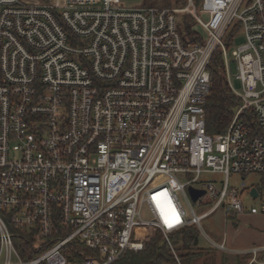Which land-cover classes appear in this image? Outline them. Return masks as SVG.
<instances>
[{"label":"built area","instance_id":"1","mask_svg":"<svg viewBox=\"0 0 264 264\" xmlns=\"http://www.w3.org/2000/svg\"><path fill=\"white\" fill-rule=\"evenodd\" d=\"M185 15L203 32L193 40ZM216 51L240 105L211 135L204 105ZM249 173H264V0H0V264H113L142 250L147 228L177 264L171 235L192 226L228 252L225 234L215 241L202 221L217 210L225 223L264 213V198L248 208L230 186L232 174ZM190 188L204 193L193 201ZM12 228L34 239L24 249L32 258ZM74 240L95 256L68 261ZM261 252L247 264H264Z\"/></svg>","mask_w":264,"mask_h":264},{"label":"trees","instance_id":"2","mask_svg":"<svg viewBox=\"0 0 264 264\" xmlns=\"http://www.w3.org/2000/svg\"><path fill=\"white\" fill-rule=\"evenodd\" d=\"M46 1V0H42ZM187 0H142L144 7L170 8L172 5L183 6ZM196 5L202 3V0H193ZM184 33L193 40L195 33L192 20L184 16ZM222 62L219 52H215L209 65L211 89L204 105L206 131L211 135H218L226 132L235 110L240 105L238 98L230 90L227 81L222 72ZM261 180L264 188V173ZM235 218V217H233ZM14 242L23 258L33 257V253H25L24 249L32 248L33 241L27 237V230L12 228ZM68 231H60L54 234L53 243L66 236ZM137 239L143 242V248L140 251H126L113 264H177L170 248L163 239L159 231L151 228L145 229L137 235ZM201 235L196 227H188L178 233L171 235L173 250L180 264H198L201 259L207 256L204 264H214L217 255L213 247L203 248L201 244ZM52 244V243H51ZM210 247V246H209ZM216 249V248H215ZM218 250V249H217ZM63 254L70 262L80 261L82 258H92L95 253L86 248L83 244L74 240L68 246L64 247ZM249 254L239 255L220 251L218 264H246L250 259ZM264 258V252L258 255V259Z\"/></svg>","mask_w":264,"mask_h":264},{"label":"rangeland","instance_id":"3","mask_svg":"<svg viewBox=\"0 0 264 264\" xmlns=\"http://www.w3.org/2000/svg\"><path fill=\"white\" fill-rule=\"evenodd\" d=\"M121 1L123 5L127 7H144L142 5V0H121ZM196 6L198 7L199 5ZM173 7L180 8L182 6L172 5L170 8ZM186 17L190 18L192 20L191 22L194 28L203 34L202 30L199 27L197 28L195 27L196 23L193 21V19L190 16H186ZM201 17L203 20H205L204 15ZM183 21L185 23L184 18ZM243 41L244 38L242 35L237 36V38L234 40L233 44L231 45L230 50L236 49L239 45L243 43ZM222 72L226 81H228L223 68H222ZM231 85L237 91L241 90L239 81L235 80L234 78L231 79ZM207 178L209 179V181L214 180L218 184L223 179V177L218 174H214V175L211 174L207 176ZM262 178H263L262 174H256V173H249L245 175L232 174L230 176V186L235 187L239 191L242 201L248 208L250 207L258 208L260 203L263 201L264 188L261 183ZM252 189L257 190V192L259 193L258 197L250 196V191ZM207 210L208 207L201 208L198 209V212L201 213ZM234 223H236L237 226H235ZM202 226L204 228L206 235L211 237L217 242H219L223 234H225L226 246L229 253L239 254V255H245V254L250 255L249 252L252 249L264 248V213H259L256 215H251L249 213H245L243 215H236L234 220H229L227 223H225V220L222 216V212L220 210H217L214 213H212L207 219L202 221ZM201 244L203 248H211L208 246L206 240L203 238L201 239ZM213 250L215 251L214 252L215 255H217L218 257L220 251L215 248H213ZM217 257L214 260V264H218ZM206 259L207 256L201 259L198 264H204ZM209 262L210 261H208V264H210ZM247 263L248 261L246 262V264Z\"/></svg>","mask_w":264,"mask_h":264},{"label":"water","instance_id":"4","mask_svg":"<svg viewBox=\"0 0 264 264\" xmlns=\"http://www.w3.org/2000/svg\"><path fill=\"white\" fill-rule=\"evenodd\" d=\"M189 192H190V195H191L193 201H196L204 193V191H202V190H195V189H192V188L189 189ZM250 195L252 197H257L258 196L257 190L256 189H252L250 191Z\"/></svg>","mask_w":264,"mask_h":264},{"label":"snow or ice","instance_id":"5","mask_svg":"<svg viewBox=\"0 0 264 264\" xmlns=\"http://www.w3.org/2000/svg\"><path fill=\"white\" fill-rule=\"evenodd\" d=\"M165 222H166V224H168V226L169 227H172L173 225H172V223L171 222H169V220H168V217L167 216H165ZM176 222H179L178 221V218H177V221Z\"/></svg>","mask_w":264,"mask_h":264},{"label":"crops","instance_id":"6","mask_svg":"<svg viewBox=\"0 0 264 264\" xmlns=\"http://www.w3.org/2000/svg\"><path fill=\"white\" fill-rule=\"evenodd\" d=\"M234 225H235V226H237V224H236V223H234ZM258 249H259V248H258ZM260 250H261L262 252H264V248H263V249H260Z\"/></svg>","mask_w":264,"mask_h":264}]
</instances>
